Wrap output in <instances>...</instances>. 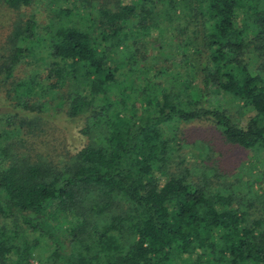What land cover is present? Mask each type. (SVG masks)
<instances>
[{
  "label": "trees",
  "instance_id": "obj_1",
  "mask_svg": "<svg viewBox=\"0 0 264 264\" xmlns=\"http://www.w3.org/2000/svg\"><path fill=\"white\" fill-rule=\"evenodd\" d=\"M67 1L44 34L6 36L0 82L49 59L15 83L30 114L0 118V264H264V183L213 181L175 143L206 121L264 151V0ZM52 107L81 123L78 149L48 139Z\"/></svg>",
  "mask_w": 264,
  "mask_h": 264
},
{
  "label": "rangeland",
  "instance_id": "obj_2",
  "mask_svg": "<svg viewBox=\"0 0 264 264\" xmlns=\"http://www.w3.org/2000/svg\"><path fill=\"white\" fill-rule=\"evenodd\" d=\"M65 8H72L67 0H31L29 5L21 6L19 9L9 8L6 4L0 2V64L4 62L8 55L6 36L13 22L23 24L26 19H33L35 22L34 31L44 34L43 28H45V25L51 23L54 26L55 24L57 25L58 20L63 18L58 16V11ZM82 12L84 11L80 9L79 13ZM152 53L157 57L154 50ZM44 57L45 52L41 50L37 55L35 54V61H31V59H34L31 56L25 57L29 64L26 67L19 64L10 78L0 82L1 119L8 115V117L10 116L13 119L10 122L14 123L17 121L14 114H30L25 110H21L23 108L16 109L13 107L16 103L15 83L33 76L43 83L41 76L43 77L47 73V70H43L46 67L43 68V66L49 59H43ZM1 75L0 73V78ZM214 104H218L234 116L240 117L241 123L245 121L247 115L244 112V108L240 109V104L228 99L227 95H224V97L217 95L214 98ZM55 110L52 107L41 114L48 120L45 122L46 130L51 132L48 139L51 141L58 139L63 144L62 146L70 151L78 149L84 141L83 136L78 132L81 123L78 120H66ZM179 127L175 143L183 145L181 152L185 153L187 160L193 161L196 165L202 164L212 168L213 171L210 178L213 181L218 180L225 183L228 181L236 182L237 180H241V182L250 181L253 183V188L260 190L263 187V150L244 149L237 145L226 143L217 129L206 121L184 123L180 124ZM216 176H218L217 179ZM40 243H43L42 247L46 249L44 239L40 240Z\"/></svg>",
  "mask_w": 264,
  "mask_h": 264
}]
</instances>
